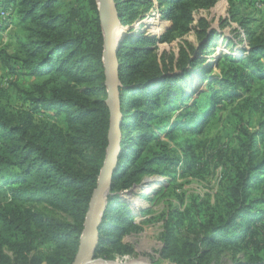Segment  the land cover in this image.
<instances>
[{
    "label": "trees",
    "instance_id": "obj_1",
    "mask_svg": "<svg viewBox=\"0 0 264 264\" xmlns=\"http://www.w3.org/2000/svg\"><path fill=\"white\" fill-rule=\"evenodd\" d=\"M59 1L6 0L7 6L0 4L9 12L14 6L23 23L25 39L17 61L24 75L37 80L29 86H17L22 107L16 111L0 103V195L4 198L0 202V264H40L35 255L38 245L51 247L45 264H72L105 157L109 114L96 0H89L90 16L85 19L78 18L74 9L61 14ZM114 1L123 23L125 10L133 2L128 0L126 5ZM159 1L166 2L162 13L171 20L170 31L184 22L185 32L190 17L184 5L191 0ZM208 35L206 48L213 44ZM159 39L142 32L136 37L125 33L117 53L122 144L118 171L101 217L96 253L102 246H109L117 254L130 252L123 248L121 239L131 232L136 214L119 193L143 177L166 173L159 168L162 163L173 165L165 153L166 146H160L158 153L147 154L152 144L160 145L162 127L199 130L218 104L213 97L216 91L212 92L215 87L200 100L192 99L187 92L193 87L192 76L201 77L203 73L198 60L201 56L183 65V72L176 77L160 76L156 70L146 73L152 57L147 47ZM248 39V49L221 54L215 61L243 63L252 75L264 79V64L262 68L254 64L264 55V41L256 42L252 33ZM182 79H188V87L182 86ZM205 79L210 85L217 83V78ZM230 98L238 97L233 94ZM176 109L184 111V116L161 126L164 120L159 116ZM52 112L61 116L65 128L47 118ZM247 127L239 130L243 138L239 139L232 175L221 186L218 206L197 219L200 235L186 238L178 234L183 215L171 212L162 238L163 259L174 264H211L220 249L241 254L243 261L236 259L235 264H264V238H257L264 231V157L255 149L264 131L250 133ZM159 191L156 188L152 197ZM35 202L49 205L67 219L53 217L50 210ZM149 211L138 210L140 215ZM4 249L10 251L12 260Z\"/></svg>",
    "mask_w": 264,
    "mask_h": 264
},
{
    "label": "rangeland",
    "instance_id": "obj_2",
    "mask_svg": "<svg viewBox=\"0 0 264 264\" xmlns=\"http://www.w3.org/2000/svg\"><path fill=\"white\" fill-rule=\"evenodd\" d=\"M120 1L129 4L128 0ZM132 2L129 9L125 10V22L121 23L119 18L121 34L133 33L136 37L142 32L149 38L160 37L147 47L152 51V57L146 73L156 70L160 72V76L176 77L183 72L185 68H182L183 65L186 63L188 65L201 56L202 59L198 60H201L200 71L203 70V73L201 77L192 76L193 87L187 88V92L192 99L200 100L215 87L212 92L216 91L213 97L218 104L214 108V115L199 130L162 127L164 129L160 131L158 139L160 145L152 144L153 147L148 149L147 154L150 156L158 153L160 146H166L165 153L173 165L169 162L162 163L159 168L166 173L143 177L129 190L119 193L121 198L129 203L134 215L136 214L131 232L121 239L123 248L130 252L117 254L113 253L109 246H102V251L95 254L92 262L174 264L160 255L163 248L162 238L166 232L165 222L172 219L171 212L176 210L183 215V227L178 234L186 238L199 236L200 231L196 230L198 217L204 215L210 208L218 206L222 195L221 186L232 175L239 139L243 138L239 130L248 126L250 133L264 131V79L252 75L243 63L215 61L221 54L239 53L241 48L248 49L249 33L253 34L256 42L264 41V0H191L184 5L190 17L185 32L184 22H178L176 30L170 31L171 20L162 13L166 2L159 0ZM88 3L89 0H60L58 10L63 14L74 9L78 18L85 19L86 16H90ZM0 4L8 5L6 0H0ZM1 6L0 103L7 109L16 111L22 107L17 86H29L37 80L24 75L17 61L20 46L25 39L23 23L15 14L14 6L12 12L4 10ZM156 29H159L158 34H155ZM207 33L211 34L208 37L213 42L208 48L205 47L207 42L204 41L207 40L205 39ZM255 60L254 64L262 68L264 55ZM205 66L209 67L204 68ZM207 77L217 78V83L210 85L205 79ZM183 80L182 86L188 87V79ZM233 94H237L238 98L234 100L230 98ZM184 114V111L181 112L179 109L161 114L159 118L162 117L164 123L160 125H170L173 119ZM37 116L38 119H42V116ZM47 118L58 127L65 128L59 114L52 112ZM255 147L264 157V136ZM170 174L174 177L169 178ZM147 180H151L150 186L142 184L139 188L135 187ZM156 188L160 190L158 196L152 197ZM2 197L0 195V202L4 201ZM145 198L154 199L149 201ZM35 205L47 209L45 211L50 210L53 217L67 219L61 212L53 210L45 203L35 202ZM145 208H149L150 211L140 215L138 210ZM261 232L257 238H264V231ZM50 249V245L37 246L35 255L40 264H45L44 260ZM4 253L7 257H12L10 251L4 249ZM247 254H250L249 250ZM236 259L243 261L241 254L217 249L211 264H235Z\"/></svg>",
    "mask_w": 264,
    "mask_h": 264
},
{
    "label": "water",
    "instance_id": "obj_3",
    "mask_svg": "<svg viewBox=\"0 0 264 264\" xmlns=\"http://www.w3.org/2000/svg\"><path fill=\"white\" fill-rule=\"evenodd\" d=\"M97 12L103 36L102 63L104 68V85L106 89L105 104L108 110V132L105 157L96 186L92 192L85 215L80 243L72 264H88L93 261L99 241V227L102 213L105 208L107 196L110 193L112 182L118 171V158L121 152L122 134L120 131L121 112L119 103V90L121 82L119 77V63L117 58L123 34L115 37V30L120 26L119 14L114 0H97ZM156 183V182H155ZM142 184L151 185V180ZM129 193V192H127Z\"/></svg>",
    "mask_w": 264,
    "mask_h": 264
},
{
    "label": "bare ground",
    "instance_id": "obj_4",
    "mask_svg": "<svg viewBox=\"0 0 264 264\" xmlns=\"http://www.w3.org/2000/svg\"><path fill=\"white\" fill-rule=\"evenodd\" d=\"M121 29H120V26H117L116 27V30H115V37L117 38V40L119 39V37L121 36ZM99 218H101V216H99ZM89 264V263H88ZM90 264H107V263H93V262H90ZM111 264H118V263H111Z\"/></svg>",
    "mask_w": 264,
    "mask_h": 264
}]
</instances>
